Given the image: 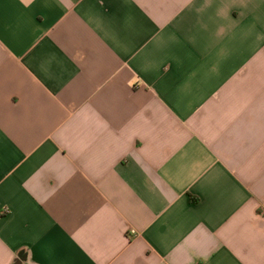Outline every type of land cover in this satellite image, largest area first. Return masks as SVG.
Masks as SVG:
<instances>
[{
    "label": "crops",
    "instance_id": "crops-1",
    "mask_svg": "<svg viewBox=\"0 0 264 264\" xmlns=\"http://www.w3.org/2000/svg\"><path fill=\"white\" fill-rule=\"evenodd\" d=\"M264 264V0H0V264Z\"/></svg>",
    "mask_w": 264,
    "mask_h": 264
},
{
    "label": "water",
    "instance_id": "water-1",
    "mask_svg": "<svg viewBox=\"0 0 264 264\" xmlns=\"http://www.w3.org/2000/svg\"><path fill=\"white\" fill-rule=\"evenodd\" d=\"M16 264H20L19 262H17Z\"/></svg>",
    "mask_w": 264,
    "mask_h": 264
}]
</instances>
